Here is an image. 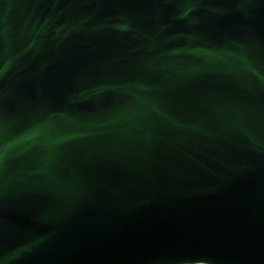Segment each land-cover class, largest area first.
Listing matches in <instances>:
<instances>
[{
    "label": "water",
    "instance_id": "water-1",
    "mask_svg": "<svg viewBox=\"0 0 264 264\" xmlns=\"http://www.w3.org/2000/svg\"><path fill=\"white\" fill-rule=\"evenodd\" d=\"M0 264H264V0H0Z\"/></svg>",
    "mask_w": 264,
    "mask_h": 264
}]
</instances>
